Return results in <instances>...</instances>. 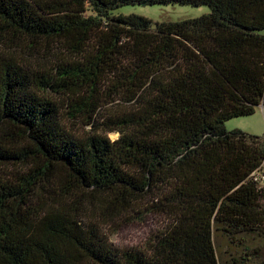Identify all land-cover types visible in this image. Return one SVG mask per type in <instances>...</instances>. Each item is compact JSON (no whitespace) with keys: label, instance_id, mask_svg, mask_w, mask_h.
Here are the masks:
<instances>
[{"label":"trees","instance_id":"16d2710c","mask_svg":"<svg viewBox=\"0 0 264 264\" xmlns=\"http://www.w3.org/2000/svg\"><path fill=\"white\" fill-rule=\"evenodd\" d=\"M135 6L210 12L154 27ZM261 106L264 0H0V264H257L264 137L226 124ZM105 199L167 225L119 250Z\"/></svg>","mask_w":264,"mask_h":264},{"label":"rangeland","instance_id":"374dc122","mask_svg":"<svg viewBox=\"0 0 264 264\" xmlns=\"http://www.w3.org/2000/svg\"><path fill=\"white\" fill-rule=\"evenodd\" d=\"M210 10L208 7L193 8L188 6H176V7H125L118 13L125 15L135 14L150 19L155 27L158 24L167 22H179L189 19H195L201 17ZM28 50L24 51V55L27 56ZM23 58V54L19 53ZM28 59L27 57H25ZM33 60V59H32ZM114 108L111 111L102 112L104 118H108L110 115H114ZM69 128L70 125H74L72 128L75 134L79 137L84 135L93 134L94 131L91 128H82L76 126L75 123L69 122L67 119L66 124ZM104 129V128H102ZM226 129L229 132L239 130L248 135L254 137H264V106L256 109L255 113L251 116L235 118L226 124ZM104 131V130H103ZM97 134L108 136L111 141H115L119 138L117 133L101 132ZM260 173L264 174V165L260 170ZM264 188V185H263ZM105 202V203H104ZM144 207H147L146 205ZM96 210H91L90 215L98 217V221L101 223L103 232L109 238L111 245L119 250H143L147 248L148 241L158 232L162 231L167 225V220L163 217L151 215L144 212L141 215L133 216V220H128L125 217H111V211L108 209V202L106 199L103 202L96 203ZM109 215V216H108ZM90 216L85 217L90 219ZM253 249H258L260 252L261 260L256 261L257 264L264 262V242L260 241L256 237L254 239L248 238ZM235 241V240H233ZM216 248L221 258H227V254H234L242 252V249L235 247L231 244L227 238L222 234H216Z\"/></svg>","mask_w":264,"mask_h":264},{"label":"built area","instance_id":"2783aa9c","mask_svg":"<svg viewBox=\"0 0 264 264\" xmlns=\"http://www.w3.org/2000/svg\"><path fill=\"white\" fill-rule=\"evenodd\" d=\"M253 179L255 182H258L261 185V187H263L264 185V174L263 173H260V172L255 173L253 175Z\"/></svg>","mask_w":264,"mask_h":264}]
</instances>
